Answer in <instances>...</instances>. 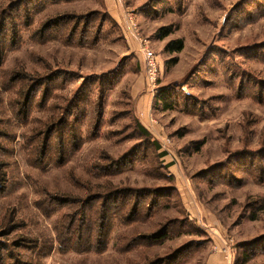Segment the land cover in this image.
<instances>
[{
  "label": "rangeland",
  "instance_id": "374dc122",
  "mask_svg": "<svg viewBox=\"0 0 264 264\" xmlns=\"http://www.w3.org/2000/svg\"><path fill=\"white\" fill-rule=\"evenodd\" d=\"M218 237L264 264V0H0V264H205Z\"/></svg>",
  "mask_w": 264,
  "mask_h": 264
},
{
  "label": "built area",
  "instance_id": "2783aa9c",
  "mask_svg": "<svg viewBox=\"0 0 264 264\" xmlns=\"http://www.w3.org/2000/svg\"><path fill=\"white\" fill-rule=\"evenodd\" d=\"M126 21L139 43V51L143 57V68L146 85L147 87L153 89L157 85L160 71L157 56L150 48L147 41L139 36V31L137 30V25L135 24L133 18L130 15H127ZM225 245H227L226 242ZM220 251L224 255L226 261L230 260V257L233 255V251H228V249L225 248H221Z\"/></svg>",
  "mask_w": 264,
  "mask_h": 264
},
{
  "label": "trees",
  "instance_id": "16d2710c",
  "mask_svg": "<svg viewBox=\"0 0 264 264\" xmlns=\"http://www.w3.org/2000/svg\"><path fill=\"white\" fill-rule=\"evenodd\" d=\"M163 33H162V39H165L167 38L169 35H170V31L168 29H162L161 30ZM169 31V32H168ZM184 48V44H183V40L181 39H178V40H169L164 48H163V53L168 55V56H172V55H176V54H179ZM177 63V58L176 57H173V58H170L169 60H167L165 62V67H170L172 65H175ZM162 232H157L149 237H146L145 240H150V241H153L155 242L157 239H161L162 237H164L162 234ZM175 258V256H173ZM170 259V257L168 258Z\"/></svg>",
  "mask_w": 264,
  "mask_h": 264
},
{
  "label": "crops",
  "instance_id": "0c3cea01",
  "mask_svg": "<svg viewBox=\"0 0 264 264\" xmlns=\"http://www.w3.org/2000/svg\"><path fill=\"white\" fill-rule=\"evenodd\" d=\"M137 86L139 88L141 86V84H139ZM142 86H143V83H142ZM144 97H145V95H143L142 99ZM140 108H141V111H139V112L143 113L142 115H145V113L142 112L143 110H145V106L141 104L139 109ZM217 240H218V242H217L218 245L214 244V247H213L214 252L206 257L205 264H228V262L223 258L224 255L222 256V252L220 251V249L223 247V245H225V240L224 239L222 240L219 237L217 238ZM216 248H218V249H216Z\"/></svg>",
  "mask_w": 264,
  "mask_h": 264
}]
</instances>
